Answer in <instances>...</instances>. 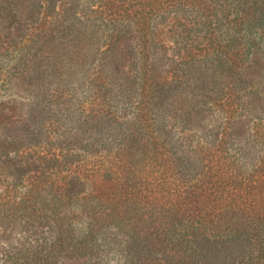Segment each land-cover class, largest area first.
<instances>
[{"label":"trees","instance_id":"16d2710c","mask_svg":"<svg viewBox=\"0 0 264 264\" xmlns=\"http://www.w3.org/2000/svg\"><path fill=\"white\" fill-rule=\"evenodd\" d=\"M120 209L117 264H264V0H0V264Z\"/></svg>","mask_w":264,"mask_h":264},{"label":"rangeland","instance_id":"374dc122","mask_svg":"<svg viewBox=\"0 0 264 264\" xmlns=\"http://www.w3.org/2000/svg\"><path fill=\"white\" fill-rule=\"evenodd\" d=\"M117 212V211H116ZM115 212V210L113 211V213H111V215L108 217V219L110 221L108 222H105V231L104 233H100L98 234L96 237H102L104 238V244L107 242L108 245H105V251L106 250H110L108 251V253H106L105 255V261L108 263V264H117L120 260V256L119 254L121 253V250L120 248L122 249L121 246H116L117 245V242L115 240L111 241V237H124L121 235V233L118 232L119 230V226H131L133 224V222H135L131 216H128L126 213L122 212V209H120V218L117 217V213ZM123 215L125 217H123ZM121 219V220H120ZM77 221V220H76ZM114 221V223H113ZM122 223H119L121 222ZM148 222V224L150 225V227H143V226H140L144 231L145 229H149L150 232H155L154 229L156 230H160L161 233L162 232H165L167 229L170 228V222L168 220V218H163L161 217L160 215H154V220H150V221H146ZM77 223V222H76ZM78 226V225H77ZM79 227H80V224H79ZM166 233V235L164 237H174L173 234L171 233L170 235ZM108 237V238H107ZM101 244V242H100ZM120 245H121V242H120ZM117 247L119 249H117ZM168 252V250H166V253ZM170 253V250L169 252Z\"/></svg>","mask_w":264,"mask_h":264}]
</instances>
